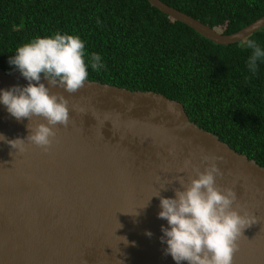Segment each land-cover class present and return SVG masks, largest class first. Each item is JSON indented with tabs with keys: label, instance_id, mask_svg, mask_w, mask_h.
I'll use <instances>...</instances> for the list:
<instances>
[{
	"label": "water",
	"instance_id": "water-1",
	"mask_svg": "<svg viewBox=\"0 0 264 264\" xmlns=\"http://www.w3.org/2000/svg\"><path fill=\"white\" fill-rule=\"evenodd\" d=\"M147 1L216 44L264 26L263 14L225 34L162 0ZM41 82L68 99L69 124L56 126L48 151L25 141L21 153L0 141V264H176L165 255L161 226L168 224L153 196L175 198L177 178L195 175L179 171L185 160L203 171L204 155L222 158L216 183L235 181L238 202L258 218L243 231L233 264H264V166L190 121L180 101L161 93L88 79L68 93L43 76ZM27 84L20 72L0 69V91ZM28 123L0 103V134L23 139Z\"/></svg>",
	"mask_w": 264,
	"mask_h": 264
},
{
	"label": "trees",
	"instance_id": "trees-1",
	"mask_svg": "<svg viewBox=\"0 0 264 264\" xmlns=\"http://www.w3.org/2000/svg\"><path fill=\"white\" fill-rule=\"evenodd\" d=\"M222 33L264 14V0H162ZM79 35L86 60L103 67L88 80L154 91L180 101L190 121L264 166V58L248 66L255 40L264 51V26L241 41L216 44L147 0H0V69L37 36Z\"/></svg>",
	"mask_w": 264,
	"mask_h": 264
},
{
	"label": "clouds",
	"instance_id": "clouds-1",
	"mask_svg": "<svg viewBox=\"0 0 264 264\" xmlns=\"http://www.w3.org/2000/svg\"><path fill=\"white\" fill-rule=\"evenodd\" d=\"M244 44L252 50L248 66L255 73L257 61L264 58V51L255 40H245ZM9 63L16 66L28 84L0 91V103L17 121L25 118L29 121L28 135L9 140L0 134V141L21 153L26 151L25 141L48 151L57 134L56 126L67 127L69 124V101L62 93L51 91L41 82L42 76L48 85L75 93L84 87L89 65L94 71L104 66L102 58L100 54L92 53L86 60L85 43L79 35L57 32L24 43ZM33 117H41L46 123L33 125ZM217 160L222 158L202 156L201 162L206 163L203 171L191 160H185L179 171L191 169L195 175H190L187 182L183 176L177 178L179 187L173 189L175 198H165L160 192L153 196L160 200L158 218L165 219L168 224V227L161 226V243L167 245L165 255H171L176 264H233L239 240L244 237L243 231L258 221L256 215L238 202L235 181L230 187L216 183V178L223 176ZM145 234L152 235L150 231ZM119 237L126 246L129 243L135 246V242H129L126 236Z\"/></svg>",
	"mask_w": 264,
	"mask_h": 264
}]
</instances>
